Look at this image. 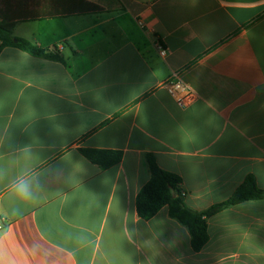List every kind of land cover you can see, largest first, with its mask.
<instances>
[{
  "label": "crops",
  "instance_id": "1",
  "mask_svg": "<svg viewBox=\"0 0 264 264\" xmlns=\"http://www.w3.org/2000/svg\"><path fill=\"white\" fill-rule=\"evenodd\" d=\"M86 1L99 10L14 29L66 64L0 52V264H264V200L210 217L198 253L168 207H136L146 154L195 211L248 175L264 190V0ZM175 73L188 108L162 87ZM80 149L124 155L101 170Z\"/></svg>",
  "mask_w": 264,
  "mask_h": 264
},
{
  "label": "trees",
  "instance_id": "2",
  "mask_svg": "<svg viewBox=\"0 0 264 264\" xmlns=\"http://www.w3.org/2000/svg\"><path fill=\"white\" fill-rule=\"evenodd\" d=\"M0 52L13 47L29 55L49 61L66 64L64 57L48 48L13 36L16 25L29 20L85 15L98 11V6L86 0H0ZM80 153L101 170L118 165L123 152L117 150L80 149ZM150 180L140 190L136 207L141 219L149 221L164 207L169 216L185 227L191 237L193 250L198 253L208 243V220L210 217L235 205L264 200V190L260 189L253 175H248L233 195L204 211H195L185 202L182 179L177 174L162 169L153 154H146Z\"/></svg>",
  "mask_w": 264,
  "mask_h": 264
},
{
  "label": "built area",
  "instance_id": "3",
  "mask_svg": "<svg viewBox=\"0 0 264 264\" xmlns=\"http://www.w3.org/2000/svg\"><path fill=\"white\" fill-rule=\"evenodd\" d=\"M156 47L162 56L166 55L167 51L160 43H157ZM162 87L167 90L180 108H188L198 101L197 93L181 79L179 73L173 74L162 84Z\"/></svg>",
  "mask_w": 264,
  "mask_h": 264
},
{
  "label": "clouds",
  "instance_id": "4",
  "mask_svg": "<svg viewBox=\"0 0 264 264\" xmlns=\"http://www.w3.org/2000/svg\"><path fill=\"white\" fill-rule=\"evenodd\" d=\"M15 190L22 199H30L32 196V185L27 179L20 178L15 185Z\"/></svg>",
  "mask_w": 264,
  "mask_h": 264
},
{
  "label": "rangeland",
  "instance_id": "5",
  "mask_svg": "<svg viewBox=\"0 0 264 264\" xmlns=\"http://www.w3.org/2000/svg\"><path fill=\"white\" fill-rule=\"evenodd\" d=\"M1 3H2V2H0V6H1Z\"/></svg>",
  "mask_w": 264,
  "mask_h": 264
}]
</instances>
